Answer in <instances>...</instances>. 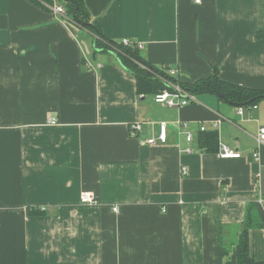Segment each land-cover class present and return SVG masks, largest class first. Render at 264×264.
<instances>
[{
	"label": "crops",
	"instance_id": "0c3cea01",
	"mask_svg": "<svg viewBox=\"0 0 264 264\" xmlns=\"http://www.w3.org/2000/svg\"><path fill=\"white\" fill-rule=\"evenodd\" d=\"M84 2L107 39L142 44V59L181 82L216 71L264 90V0ZM57 5L0 0V264H235L249 204L264 224V99L202 92L180 108L157 104ZM177 121L193 133L191 153ZM160 122L168 142L145 143ZM200 124L241 157L201 147ZM83 191L99 203H81ZM248 237L264 262V226Z\"/></svg>",
	"mask_w": 264,
	"mask_h": 264
},
{
	"label": "trees",
	"instance_id": "16d2710c",
	"mask_svg": "<svg viewBox=\"0 0 264 264\" xmlns=\"http://www.w3.org/2000/svg\"><path fill=\"white\" fill-rule=\"evenodd\" d=\"M32 1L39 3V1L43 0ZM57 1L62 4L66 13L75 23L95 35L93 42L94 50L114 53L123 67L133 74L136 80L137 92L140 95L153 96L165 88L171 90L167 83H177L182 89L193 95L202 92H213L219 94L222 99L234 105L252 106L259 100L264 99V90L252 89L225 82L220 79L216 71L208 77L200 78L193 82H181L176 76H171L166 73L164 65L157 67L148 64L138 55L136 48L124 45L122 42L107 39L101 33L100 28L91 22L90 13L84 0ZM257 37L264 38V32H258ZM199 135V145L205 150L215 151L218 148L217 134L215 131H200ZM33 210L30 209L29 213H34ZM242 224L243 229L232 243L236 248L235 264H264L262 261L255 260L250 254L248 232L251 228H261L264 226L253 204L247 206ZM228 254V248L224 244L223 256L228 258ZM225 264L231 263L227 260Z\"/></svg>",
	"mask_w": 264,
	"mask_h": 264
},
{
	"label": "built area",
	"instance_id": "2783aa9c",
	"mask_svg": "<svg viewBox=\"0 0 264 264\" xmlns=\"http://www.w3.org/2000/svg\"><path fill=\"white\" fill-rule=\"evenodd\" d=\"M195 3H199L200 0H193ZM55 13L57 14H63L64 13V7L62 5H57L53 8ZM124 45H128L131 47L141 48L142 44H135L127 39H124L122 41ZM165 72L168 73L171 76H176L177 71L176 69H172L170 67L164 66ZM167 85L171 88H165L162 91L156 93L153 95V100L155 103L166 106V107H176L180 108L183 107L191 102L195 101V95L189 93L188 91L182 89L179 84L177 83H167ZM243 108L239 107L237 108V113L242 114ZM48 122L51 124H55L57 121L54 117H50L48 119ZM131 129L133 130H139L141 128L140 123H133L131 124ZM199 131H206L207 127L203 124H200L198 126ZM176 129L179 132H182L185 134V140H186V146L184 147L185 153H191L193 152V149L191 148L190 144L193 141V133L188 127V123L184 121H177L176 122ZM257 140L259 143L264 144V126H259L258 133H257ZM168 142V129H167V123L160 122L158 124V132L155 137L147 138L145 143L149 145H156V144H164ZM218 156L220 158H239L241 157V153L229 148L226 145H220L218 146ZM253 158L257 159V153H253ZM182 173H186L185 167L182 169ZM79 201L84 204L88 205H97L99 203L97 197L89 191H83L80 193ZM45 207H41L42 210H44ZM113 212H118L119 207L116 205L112 206Z\"/></svg>",
	"mask_w": 264,
	"mask_h": 264
},
{
	"label": "water",
	"instance_id": "95a60500",
	"mask_svg": "<svg viewBox=\"0 0 264 264\" xmlns=\"http://www.w3.org/2000/svg\"><path fill=\"white\" fill-rule=\"evenodd\" d=\"M94 56H95V52L93 53L92 57L94 58Z\"/></svg>",
	"mask_w": 264,
	"mask_h": 264
}]
</instances>
